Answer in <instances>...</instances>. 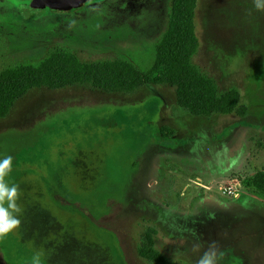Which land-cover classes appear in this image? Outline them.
<instances>
[{
    "label": "rangeland",
    "instance_id": "374dc122",
    "mask_svg": "<svg viewBox=\"0 0 264 264\" xmlns=\"http://www.w3.org/2000/svg\"><path fill=\"white\" fill-rule=\"evenodd\" d=\"M69 1L0 0V70L56 46L84 63L123 58L141 73L156 63L173 0ZM196 29L193 64L221 94L240 92V112L195 116L169 85L131 95L75 85L33 90L0 120V160L18 151L6 181L26 183L21 195L114 264H156L139 254L148 236L172 264H196L212 244L218 264H264V195L247 186L264 171V12L253 0H199ZM33 255L15 232L0 239V264Z\"/></svg>",
    "mask_w": 264,
    "mask_h": 264
},
{
    "label": "trees",
    "instance_id": "16d2710c",
    "mask_svg": "<svg viewBox=\"0 0 264 264\" xmlns=\"http://www.w3.org/2000/svg\"><path fill=\"white\" fill-rule=\"evenodd\" d=\"M198 1L173 0L168 29L156 46V63L146 73L123 58L84 63L64 46L51 48L40 61L17 62L0 70V120L6 119L15 104L33 90H61L75 85H91L109 94L125 95L134 94L146 85H169L176 88L178 104L195 116L240 112V92L232 88L221 94L216 82L193 64L200 48L196 29ZM68 4L72 2L63 0L56 6ZM161 132L172 135L166 127ZM11 137H5L9 147L17 142ZM17 185L23 207L21 225L14 232L24 249L32 254L41 252L45 264H114L108 249L66 232L51 210L28 194L21 195L27 189L26 183L20 180ZM247 186L264 195V171L253 175ZM147 241L149 248L139 251L142 258L156 264H172L153 249L151 236Z\"/></svg>",
    "mask_w": 264,
    "mask_h": 264
},
{
    "label": "clouds",
    "instance_id": "9594fccd",
    "mask_svg": "<svg viewBox=\"0 0 264 264\" xmlns=\"http://www.w3.org/2000/svg\"><path fill=\"white\" fill-rule=\"evenodd\" d=\"M256 11L264 12V0H253ZM13 157L5 156L0 160V239L10 235L21 225L20 215L22 209L18 203L20 199L19 185L6 181V177L12 172ZM223 253L218 251L215 244L201 255L196 264H218V257ZM42 253L37 251L32 257V264H41Z\"/></svg>",
    "mask_w": 264,
    "mask_h": 264
},
{
    "label": "water",
    "instance_id": "95a60500",
    "mask_svg": "<svg viewBox=\"0 0 264 264\" xmlns=\"http://www.w3.org/2000/svg\"><path fill=\"white\" fill-rule=\"evenodd\" d=\"M36 4H62L63 0H33Z\"/></svg>",
    "mask_w": 264,
    "mask_h": 264
}]
</instances>
